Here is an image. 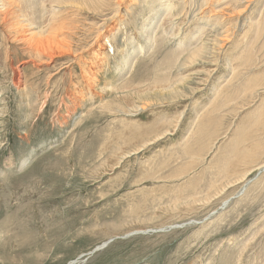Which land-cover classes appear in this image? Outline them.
<instances>
[{"label":"rangeland","instance_id":"1","mask_svg":"<svg viewBox=\"0 0 264 264\" xmlns=\"http://www.w3.org/2000/svg\"><path fill=\"white\" fill-rule=\"evenodd\" d=\"M26 1L21 8L35 27L54 19L52 31L71 28L79 37L58 36L56 44L67 43L65 54L47 65L24 53L25 40L15 38L18 21L6 29L0 17V264H67L79 257V264H264V155L254 168L240 169L241 181H230L211 201L204 198L215 173L208 166L240 128L264 114V0H126L111 24L114 12L80 9L75 0L68 7ZM52 7L58 13L49 18ZM50 33L36 41L46 43ZM111 33L107 47L99 37ZM124 56L131 64L120 68ZM168 56L178 59L169 65ZM127 79L145 84L143 92L126 93L129 103L112 90ZM217 86L216 97L227 103L211 114L216 123L199 145L206 154L199 171L176 183L165 179L186 160L181 146L214 108L211 90ZM70 89V99L81 100L73 114ZM154 126L158 135L149 142H127L117 150L122 134ZM189 185L202 192L195 200ZM103 243L108 245L97 251Z\"/></svg>","mask_w":264,"mask_h":264},{"label":"bare ground","instance_id":"2","mask_svg":"<svg viewBox=\"0 0 264 264\" xmlns=\"http://www.w3.org/2000/svg\"><path fill=\"white\" fill-rule=\"evenodd\" d=\"M39 1V0H38ZM38 1H36L37 3H38ZM72 1H74V0H48L46 3L48 4V5H54L55 4V6L56 5H65V4H67V7L70 5V6H72L74 3L72 2ZM75 1H77V2H79V4L76 6V5H74L75 7H78V8H80V9H88L87 11H90L91 9L92 10H94V11H101V12H103L104 13V11H112V12H114L115 13V15H114V17H112V20H110V22H109V24H111V23H113V21H114V19L116 18L115 16H117L118 14L117 13H120V12H122L121 11V9H123V7H124V3H126V0H75ZM164 1V0H163ZM162 1V2H163ZM228 1V0H227ZM230 1V0H229ZM24 2H25V5H26V2H28V1H26V0H0V17H2L3 18V22H1V24L3 25L4 24V26H6V29H7V27H10V28H13L14 27V30H17V29H15V28H17V27H19L18 28V30L16 31L17 33H18V36L17 37H15L18 41L17 42H20V41H24L25 42V44H26V46H25V51H24V53L26 52L27 53V55H29V57L31 58V59H36V60H39V61H43V62H47L46 64L47 65H50V64H52V62L56 59V58H59V56H63L64 54H65V51L64 50H62V49H64L63 47H64V45L65 44H67V43H62V42H59V44H56L55 43V41L57 42V38H58V36H64L63 38H66V39H68V38H71V37H79V33H75L71 28L70 29H68V31L69 32H66L65 34L64 33H62V32H60L59 31V29L57 28V29H54L53 31H52V28L50 29V27L52 26V24H50L52 21H54V19L53 20H51V22L49 23V24H47L46 26H42L43 28L41 29H39V27L37 28V27H35L34 26V23H33V19H31V18H28L27 16L28 15H25L26 13H24V11H23V9L21 8V6L24 4ZM161 2V1H160ZM211 2V1H210ZM224 2V1H223ZM35 3V2H34ZM46 3H42L43 4V7L46 9L47 8V5H46ZM128 3V2H127ZM148 3V2H147ZM226 3V2H225ZM240 3V2H239ZM254 3V2H253ZM28 4V3H27ZM42 4H39L40 6L42 5ZM149 4V3H148ZM131 5V4H130ZM130 5L129 4H127V7H125V9L126 10H129L130 9ZM242 5V4H241ZM240 5V6H241ZM24 6V5H23ZM22 6V7H23ZM63 7V6H62ZM247 7H250V5L249 6H247ZM24 8V7H23ZM26 8H28V7H26ZM26 8H25V10H26ZM30 8V7H29ZM61 8V7H60ZM59 8V9H60ZM72 8V7H71ZM39 9H40V7H39ZM38 9V10H39ZM45 9H42V10H44V12H45ZM65 9V8H64ZM63 9V10H64ZM90 9V10H89ZM36 10V9H35ZM56 10L57 9H55V8H53L52 7V11H51V9H50V11H51V16H50V14H49V16H47V17H49V18H54V16L56 17V13H58V12H56ZM71 10V9H70ZM73 10V9H72ZM76 10H78L77 8H76ZM170 10V9H169ZM27 11V10H26ZM25 11V12H26ZM62 11V10H61ZM66 11V10H65ZM68 11V10H67ZM93 11V12H94ZM38 12V11H37ZM39 12H40V10H39ZM56 12V13H55ZM124 12V11H123ZM247 12V11H246ZM97 13V12H96ZM44 14H47V13H44ZM44 14H42V15H44ZM59 14H60V12H59ZM59 14H57V15H59ZM61 14H63V13H61ZM107 14V13H106ZM48 15V14H47ZM167 15V14H166ZM45 17H46V15H44ZM122 16V15H121ZM168 16V15H167ZM166 16V17H167ZM30 17H32V16H30ZM44 17V18H45ZM209 17V16H208ZM24 18V19H23ZM165 18V17H164ZM168 18V17H167ZM210 18V17H209ZM214 18V17H213ZM206 19V18H205ZM13 20H17L18 22H17V24H14L13 25V22H15V21H13ZM50 20V19H49ZM48 20V21H49ZM66 20V19H65ZM108 20V19H107ZM116 20V19H115ZM210 20V19H209ZM43 21V20H42ZM45 21V20H44ZM121 21V20H120ZM150 21V20H149ZM212 21V20H211ZM215 22V21H214ZM250 22V21H249ZM260 22V21H259ZM47 23V22H46ZM53 23V22H52ZM108 23V22H107ZM107 23H105V24H107ZM262 23L264 24V18H262ZM36 24H37V22H36ZM245 24V23H244ZM12 25H13V27H12ZM45 25V24H44ZM54 25V24H53ZM108 25V24H107ZM257 25H259V27L261 26L260 24H258V22H257ZM37 26V25H36ZM66 26V25H65ZM110 26V25H109ZM117 26V25H116ZM113 27V26H112ZM206 27V26H205ZM245 27V26H244ZM213 28V27H212ZM253 28V27H252ZM255 28H257L256 27V25H255ZM5 29V30H6ZM33 29H37V31H34V32H30V31H32ZM49 29V33H50V37L47 39V42L45 43V40L44 39H42V38H39V40L38 41H36V39H37V37L38 36H40L41 35V33H43V31H45V30H48ZM79 29V28H78ZM106 29V28H105ZM104 29V30H105ZM110 29V28H109ZM227 29V28H226ZM225 29V30H226ZM243 29V28H242ZM9 30V29H8ZM11 30V29H10ZM9 30V31H10ZM14 30H11L12 32L14 31ZM116 30V29H115ZM115 30L112 32V33H114L115 32ZM222 30V29H221ZM264 30V29H263ZM263 30H262V32H263ZM258 31H259V29H258ZM15 32V31H14ZM15 32V33H16ZM26 32H28V33H30V37L31 38H29L28 39V37H26L25 36V34H26ZM77 32V31H76ZM230 32V31H229ZM101 33V32H100ZM100 33H98V34H100ZM108 33V32H107ZM109 34V35H104V36H101L100 35V37L99 38H102V39H104V42H105V45H107V47H110V40H111V38H112V36H113V34ZM227 33V32H226ZM247 34V33H246ZM254 34V33H253ZM264 34V33H263ZM263 34H261V36L260 37H262V35ZM228 35V34H227ZM227 35L225 36V37H227ZM12 36V35H11ZM13 36H14V34H13ZM12 36V37H13ZM29 36V35H28ZM232 36H234V35H232ZM256 36V35H255ZM258 36V35H257ZM259 37V38H260ZM15 38H13V41H14V39ZM149 39H151L150 38V36H149ZM233 39V38H232ZM238 39V38H237ZM244 39V38H243ZM219 40V39H218ZM221 40V39H220ZM227 40V39H226ZM241 40V39H240ZM12 41V42H13ZM16 41V40H15ZM22 41V42H23ZM97 41V40H96ZM149 41V40H148ZM228 41V40H227ZM230 41H232V40H230ZM241 41H244V40H241ZM240 41V42H241ZM249 41V40H248ZM259 41V40H258ZM103 42V41H102ZM222 42V41H221ZM96 43V42H95ZM238 43V42H237ZM236 43V44H237ZM24 44V45H25ZM100 44V43H99ZM210 44V43H209ZM215 44V43H214ZM243 44V43H242ZM241 44V45H242ZM94 45V44H93ZM241 45L239 46V44L237 45V46H239L240 48H241ZM245 45V44H244ZM95 46V45H94ZM23 47V46H22ZM66 47V46H65ZM72 47V46H71ZM24 48V47H23ZM95 48V47H94ZM235 48V47H234ZM251 48V47H250ZM253 48V47H252ZM233 49V48H232ZM238 50H240L239 48H237ZM257 49V48H256ZM59 50H61L60 52H59ZM210 50H212V49H210ZM242 50V49H241ZM246 50V49H245ZM249 50V49H248ZM67 51H69V50H67ZM197 51V50H196ZM199 51V50H198ZM203 51V50H202ZM209 51V50H208ZM252 51H254L253 49H252ZM176 52V51H175ZM178 52V51H177ZM176 52V53H177ZM231 52V51H230ZM239 52V51H238ZM69 53V52H68ZM68 53H67V55H68ZM174 53V52H173ZM176 53H174L173 54V56L174 55H176L177 57H178V53L176 54ZM199 53V52H198ZM240 53V52H239ZM242 53V52H241ZM182 54V53H181ZM180 54V55H181ZM196 54V52L195 51H193L192 52V54H191V56L192 55H195ZM201 54V53H200ZM209 55V54H208ZM230 55V54H229ZM242 55H243V53H242ZM69 56H71V55H69ZM172 56V57H173ZM190 56V57H191ZM256 56H257V54H256ZM172 57L170 56H168L167 58H166V60H167V63L169 64V65H171L172 63H173V61L177 58H173L172 59ZM208 57H210V56H208ZM243 57V56H242ZM258 57V56H257ZM256 57V58H257ZM193 58H194V56H193ZM234 58H235V56H234ZM252 58H254V56L252 57ZM178 59V58H177ZM190 59V58H189ZM213 59V58H212ZM216 59V58H215ZM236 59V58H235ZM246 59V64L247 65H249L248 67L250 68V64H251V61H252V59L250 58V57H246L245 58ZM120 60V59H119ZM226 60V59H225ZM234 60V59H233ZM232 60V61H233ZM256 60V59H255ZM257 60H258V58H257ZM33 61V60H32ZM177 61V60H176ZM193 61H195V59L194 60H191V63H195V62H193ZM198 61V60H197ZM230 61H231V59H230ZM240 61V60H239ZM97 62V61H96ZM131 61H129L128 60V58L127 57H123L122 58V64H121V66H120V68H122V67H125V66H127V65H129V64H131L130 63ZM199 62V61H198ZM228 62V61H227ZM244 62V61H243ZM35 63H36V61H35ZM100 63V62H99ZM230 62H228V64H229ZM239 63V62H238ZM241 63V62H240ZM33 64H34V62H33ZM37 64V63H36ZM35 64V65H36ZM39 64V63H38ZM37 64V65H38ZM117 64H118V62H117ZM228 64H226V65H228ZM231 64V63H230ZM229 64V65H230ZM237 64V63H236ZM241 64H243L244 65V63H241ZM44 65V64H43ZM97 65H98V63H97ZM246 65V66H247ZM13 66V65H12ZM100 66V65H99ZM231 66V65H230ZM37 67H41V65L40 66H37ZM229 67V66H228ZM257 67V66H256ZM96 68H98V66H96ZM162 68H163V65H162ZM247 68V67H246ZM249 68H247V70L249 69ZM92 69L93 70H95V68H93L92 67ZM117 69H118V66H117ZM230 69H232V67L230 68ZM261 70H262V68H261ZM15 71V70H14ZM91 71V70H90ZM118 73H120V71L118 72ZM233 73V72H232ZM253 73V72H252ZM245 74V73H244ZM120 75V74H119ZM233 75V74H232ZM236 75V74H235ZM84 77V76H83ZM82 77V78H83ZM87 77V76H86ZM17 78V81L18 82H22L21 81V79H20V77L18 76V77H16ZM93 78V77H92ZM118 78V77H117ZM235 78V77H234ZM254 78V77H253ZM263 78V75H262V77L261 78H258V79H262ZM84 79V78H83ZM86 79V78H85ZM246 79H247V76H246ZM245 79V80H246ZM87 80V79H86ZM85 80V81H86ZM94 80V79H93ZM224 80V79H223ZM161 80H159V81H156V82H152L151 84H149L150 86H148L147 88H153L154 89V87L155 86H157V84L160 82ZM237 81H238V79H237ZM243 81V80H242ZM247 81V80H246ZM245 81V82H246ZM262 81L263 80H261V83H262ZM93 81H91V83H92ZM222 82V81H221ZM235 83V82H234ZM233 82H232V84H234ZM238 83V82H237ZM237 83H235V84H237ZM264 83V82H263ZM262 83V84H263ZM17 84V83H16ZM110 84V83H109ZM142 84V80H138V81H133V80H129V79H127L126 80V82L124 83V85H122L120 88H113L112 87V90L113 91H115V92H117V96H120L119 98H121V97H124L125 98V100H127V98H126V93L128 92V91H139V93L140 92H143L141 89H143V88H141V87H143V86H145V84L144 85H141ZM165 84V83H164ZM246 84H248V83H246ZM89 85V84H88ZM91 85H93V84H91ZM169 85V84H168ZM238 85H240L239 83H238ZM249 85H250V82H249ZM249 85H247L248 87H249ZM254 85V84H253ZM108 86V85H107ZM110 86V85H109ZM224 86V85H223ZM222 86V87H223ZM241 86H243V85H241ZM246 86V87H247ZM227 87V86H226ZM231 87V86H230ZM236 87V86H235ZM245 86H243V88H244ZM73 88V87H72ZM238 87H236V89H237ZM239 88H240V86H239ZM239 88L237 89L238 91H239ZM242 88V87H241ZM85 89V88H84ZM222 89V88H221ZM245 89V88H244ZM109 89H107V91H108ZM120 90V91H119ZM231 90V89H230ZM237 90H236V92H237ZM242 90V89H241ZM246 90H247V88H246ZM245 90V91H246ZM261 90V89H260ZM70 91H71V93H70V95H69V102H70V104H72L70 107L72 108V109H74V111H71V113L73 114L74 112H76V110H77V108L78 107H76V105L77 104H79V103H81V100H78L77 101V98H72V99H70V97H72L71 95H74L75 93L70 89ZM145 91V90H144ZM214 94H215V96L214 97H216V95L218 94V91H219V89H218V86L215 88V89H212L211 90ZM229 91V90H228ZM221 92V91H220ZM230 92V91H229ZM236 92L235 93H233V94H235V95H237L238 94V92H237V94H236ZM240 92V91H239ZM255 92V91H254ZM244 93V92H243ZM264 93V92H263ZM83 94V93H82ZM220 94L221 93H219V96H220ZM229 94V93H228ZM232 94V95H233ZM240 94V93H239ZM231 95V96H232ZM241 95V94H240ZM240 95H239V98H240ZM76 96H78V94L76 95ZM228 96V95H227ZM238 96V95H237ZM226 97V96H225ZM229 97V96H228ZM233 97V96H232ZM101 98V97H100ZM227 98V97H226ZM238 98V97H237ZM242 98V97H241ZM84 99V98H83ZM82 99V100H83ZM213 99V98H212ZM216 101V102H214V101ZM212 101H213V103H211L212 104V106L214 105V108H212V110L210 111V112H206V114L201 118V124H202V126H198L199 128L198 129H195V130H197L192 136H191V138H194L193 140L191 139V138H187V140H189V139H191L190 141H186V140H184V145H183V147L181 146V148L184 150H181L180 148V154H182L181 152L183 151L184 153H185V155H183V157H185V161H183V162H181V161H179L180 162V164L181 165H179L178 166V168H176L175 170H173L172 172H171V174L172 175H166L165 176V179H169V181L170 180H172L174 183H176L177 182V180H181V179H185V178H187V177H190L192 174H193V172L194 171H197L198 170V166H199V164L201 163L200 162V160H202L201 159V157L202 156H204V155H206V154H204V152H205V149H203V148H201V146H199L200 144H201V141L203 142V140L202 139H204V138H206L205 136H204V132L205 133H207L206 132V130H208V129H210V126L216 121V120H214V118H212V116H211V114L212 113H214V112H217L218 110L220 111V108L221 107H223L224 106V104H226L225 103V101L224 102H222L221 103V101L219 102V100H220V98H214ZM218 100V101H217ZM223 100V99H222ZM224 100H226V99H224ZM241 100V99H240ZM239 100V101H240ZM85 101V100H84ZM84 101H82L83 103H84ZM87 101V100H86ZM102 101V100H101ZM132 101V100H131ZM211 101V102H212ZM228 102H229V100H227ZM237 102H238V100H236ZM261 101H263V100H261ZM233 102V101H232ZM126 103H129V100H127L126 101ZM135 103V102H134ZM220 103L222 104L221 106H219L220 105ZM263 103V102H262ZM218 104V105H217ZM136 105V104H135ZM228 105H229V103H228ZM263 105V104H262ZM103 106V105H102ZM123 107H125V106H122V105H118V107H117V109H121V108H123ZM209 107V106H208ZM126 108H130L131 109V107L130 106H128V107H126ZM147 107H145L144 109H146ZM205 108H207V107H205ZM210 108H211V106H210ZM133 109H136V111H132ZM132 110H129L128 112H126V111H124V112H126V113H131V111L132 112H137V106L135 107L134 106V108H133ZM140 109V108H139ZM141 109H143V108H141ZM143 109V110H144ZM261 109V108H260ZM259 108H258V110H260ZM205 110L206 109H204V110H202V111H204L205 112ZM262 110V109H261ZM260 110V111H261ZM111 111L113 112V111H115L114 109H111ZM222 111V110H221ZM259 111V112H260ZM119 112V111H118ZM257 112V111H256ZM263 112H264V110H263ZM125 113V114H126ZM257 114H258V116L260 117H256L257 116ZM257 114H255L256 116H253V117H251L252 118V120L254 119L255 120V117H256V122H254V123H252L250 120H249V124H251V126L252 125H255L256 124V129H255V126H254V129H252L251 131H249V127H251V126H249V124H248V126H247V128L244 126V127H242V128H240V127H238V128H240L238 131L237 130H235V131H237L236 132V134H235V136L233 137V139L232 140H230L231 142H229L228 141V143H230V146L228 147V148H226L225 150H224V148L222 147V148H220V149H223L224 151H222L219 155V157L218 158H216V160L214 161V159H213V166H211V164H210V167L208 166V171H211V169H215V170H213L212 172L214 173L213 175H211L210 176V179H209V181H208V183H209V185L208 186H205L206 188H205V190H204V192H208V193H206V195L204 196V198L206 199V200H210L211 201V194L212 193H214V194H218L219 192H221V191H223L227 186H229L230 184H232L233 182H237L238 180H240V178H242V177H244V175L243 176H240V175H242V173L241 172H239V171H243V170H240L242 167H248V168H250L249 166H251V165H253L255 162H257L258 160H260L261 159V157L264 155V137H263V135H264V114H260L259 115V113H257ZM129 116H131L132 117V114L131 115H129ZM137 116V115H136ZM128 117V116H127ZM250 118V119H251ZM259 118V119H258ZM199 119V118H198ZM248 120V119H247ZM223 122V121H222ZM222 122H221V124H220V122H219V124L218 125H222ZM196 123V122H195ZM197 123H198V121H197ZM216 123V122H215ZM214 123V124H215ZM247 123V122H246ZM196 125V124H195ZM213 128V127H212ZM153 131H151V132H149V131H147V130H150V129H145V128H143V129H137V130H134V129H132V135L129 137L128 135H124V134H122V136H120V137H118L117 139H116V141H115V143H116V148H118L117 150H119V147L121 146V145H123V146H125L126 145V143L127 142H130V143H136L137 141H141V142H143V141H145V139H147V141L149 142V140L151 139V136H154V135H156L157 133H158V131L156 130L157 129V126H154L153 127ZM253 130H255V133H252V132H254ZM194 132V131H193ZM216 132H218V130H216ZM216 132H215V135H216ZM219 133V132H218ZM258 133H260V135H258ZM212 134V133H211ZM158 135V134H157ZM213 135V134H212ZM118 136H119V134H118ZM213 138V137H212ZM229 138V137H228ZM155 139V138H154ZM154 139H152V140H154ZM158 139V138H157ZM157 139H155V140H157ZM215 139V138H214ZM151 140V141H152ZM213 140V139H212ZM150 141V142H151ZM157 141H159V140H157ZM186 141V142H185ZM206 142H207V140H206ZM212 142V141H211ZM147 143V142H146ZM181 143H183V142H181ZM204 144V143H203ZM211 144V143H210ZM213 144V143H212ZM218 144V143H217ZM114 145V144H113ZM208 145V144H207ZM214 145H215V142H214ZM227 145H229V144H227ZM174 146V145H173ZM105 147V146H104ZM176 148V147H175ZM207 148H209V147H207ZM207 148H206V150H207ZM213 148V147H212ZM102 149V148H101ZM177 149V148H176ZM178 149V150H179ZM216 149V148H215ZM215 149L212 151V152H214L215 151ZM217 149H218V147H217ZM216 149V152L218 151V150H220V149H218L217 150ZM177 150V151H178ZM209 150V149H208ZM122 151L124 152L125 150H124V148H122ZM175 151V150H174ZM176 152V151H175ZM207 152V151H206ZM211 152V151H210ZM211 152V153H212ZM215 152V153H216ZM183 153V154H184ZM118 154H120V153H118ZM263 154V155H262ZM168 155V154H167ZM212 155H214V153L212 154ZM217 155H218V153H217ZM177 156V155H176ZM260 156V157H259ZM166 158V157H165ZM181 158V157H180ZM211 158H213V157H211ZM167 159H169V158H167ZM167 159H165V160H167ZM199 159V160H198ZM165 160H163V161H165ZM205 160V159H204ZM203 160V161H204ZM207 160V159H206ZM205 160V161H206ZM264 160V159H263ZM148 161V160H147ZM202 161V162H203ZM162 162V161H161ZM209 162H210V159H209ZM208 162V163H209ZM107 163V162H106ZM204 164H205V162H203ZM207 163V162H206ZM211 163V162H210ZM262 163V162H261ZM25 164H28V163H25ZM150 164H151V162L149 163V161H148V163L147 164H145L146 166H150ZM163 164V163H162ZM172 164V163H171ZM178 164V163H177ZM176 164V165H177ZM258 164H260L259 162H258ZM144 165V166H145ZM157 165V164H156ZM164 165V164H163ZM165 165H166V163H165ZM170 165V164H169ZM22 166V165H21ZM167 166V165H166ZM201 167L203 166L202 164L200 165ZM205 166H206V164H205ZM25 167V166H24ZM198 167V168H197ZM207 167V166H206ZM204 168V167H203ZM209 168H211V169H209ZM251 168H254V165H253V167H251ZM200 169V168H199ZM202 169V168H201ZM207 169H205L204 171L206 172V170ZM246 170H248L247 168H245ZM260 169H264V162L262 163V166L260 167ZM160 170V169H159ZM251 170V169H250ZM153 171H155V170H153ZM199 171V170H198ZM202 171V170H201ZM151 172V171H150ZM167 172V171H166ZM165 172V173H166ZM202 173V172H201ZM201 173H199L200 174V176H198L197 174H195L196 175V177H198L199 179H200V181H202L204 178H203V174H201ZM154 174V173H153ZM157 175H162L161 174V170L159 171V173L157 174ZM205 175H206V173H205ZM3 176V175H2ZM146 176V175H145ZM154 176V175H153ZM5 177H7V176H5ZM141 177H142V175H141ZM193 177V176H192ZM191 177V178H192ZM191 178L188 180L187 179V182H185L184 183V186H185V184H189L190 183V180H191ZM198 178H196L195 179V181L196 180H198ZM8 179V178H7ZM175 180H176V182H175ZM182 180V181H183ZM186 180V179H185ZM205 180V179H204ZM233 180V181H232ZM181 181V182H182ZM194 181V182H195ZM199 181V182H200ZM227 181V182H226ZM230 181H232V182H230ZM241 181V180H240ZM184 182V181H183ZM192 182V181H191ZM199 182H196V185H197V183H199ZM203 182V181H202ZM202 182H200V183H202ZM206 182H207V179H206ZM229 182H230V184H229ZM179 183H180V181H179ZM204 183V182H203ZM202 183V184H203ZM226 183H228V184H226ZM178 184V183H177ZM176 184V185H177ZM194 184V183H193ZM224 184H226V185H224ZM173 185V184H172ZM180 185H182V184H180ZM196 185H189L187 188L189 189H191V190H194V192L193 191H190V193H192L191 194V199L192 200H195V199H197L198 197H199V195H201L202 194V192H199V191H196V189H198L197 187H196ZM204 185V184H203ZM247 185V184H246ZM164 186V185H163ZM198 186V185H197ZM177 187H179L178 185H177ZM202 188H204V186L202 187ZM201 188V189H202ZM181 189V188H180ZM180 189H179V191H180ZM188 189H187V191H188ZM172 190H174V189H172ZM176 190H178V189H176ZM185 190V189H184ZM183 190V191H184ZM203 190V189H202ZM249 191V190H248ZM247 192V191H246ZM184 193H185V191H184ZM186 193H189V192H186ZM189 193V194H190ZM181 196V195H180ZM210 196V198L208 199V197ZM242 196V195H241ZM182 197H183V195H182ZM203 197V196H202ZM201 197V198H202ZM200 198V199H201ZM205 199H203V200H205ZM207 201V202H208ZM139 209V208H138ZM139 211V210H138ZM154 231V230H153ZM136 233H140V234H145V233H147V232H136ZM135 233V234H136ZM149 233V232H148ZM132 235H134L133 233H132ZM2 236V235H1ZM104 244V245H103ZM102 244V246L101 247H106L107 245H108V243H103ZM101 247H99L98 249H97V251L98 250H101ZM80 258V257H79ZM79 258H77V259H75V260H72V261H70V262H68L67 264H79L80 262H79ZM82 259V258H81Z\"/></svg>","mask_w":264,"mask_h":264},{"label":"water","instance_id":"3","mask_svg":"<svg viewBox=\"0 0 264 264\" xmlns=\"http://www.w3.org/2000/svg\"><path fill=\"white\" fill-rule=\"evenodd\" d=\"M132 236V235H131ZM130 237V236H129ZM110 243V242H109ZM101 248H104V247H101Z\"/></svg>","mask_w":264,"mask_h":264}]
</instances>
